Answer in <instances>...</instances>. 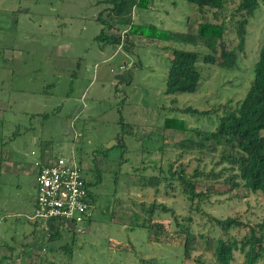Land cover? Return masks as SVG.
<instances>
[{
    "label": "rangeland",
    "instance_id": "rangeland-1",
    "mask_svg": "<svg viewBox=\"0 0 264 264\" xmlns=\"http://www.w3.org/2000/svg\"><path fill=\"white\" fill-rule=\"evenodd\" d=\"M96 1L0 0V262L212 264L216 238L240 239L246 231H222L214 218L264 221V192L228 189L222 181L228 171L215 164L219 146L182 153L180 141L193 135L191 129H212L222 109L245 94L264 43V2L247 19L234 68L198 61L196 91L169 95L164 81L171 50L202 55L206 48L134 34L117 46H102L94 38L100 28L94 17L103 7ZM237 2L226 0V11L215 18L186 0H150L131 18L191 34L199 22L223 21L222 40L232 47L238 16L230 13ZM184 107L198 112L184 113ZM165 117L182 119L186 130L164 128ZM45 155L73 156L87 180L98 181L88 184L90 216L76 227L28 219L35 195L32 162L46 161ZM180 167L187 174L199 171L195 192L204 195L189 201L176 178L162 179L167 168ZM148 177L160 182L148 184ZM151 204L156 228L137 225L147 224L143 210ZM183 227L192 237L187 257ZM242 259L233 251L230 264ZM255 264H264V255Z\"/></svg>",
    "mask_w": 264,
    "mask_h": 264
},
{
    "label": "trees",
    "instance_id": "trees-1",
    "mask_svg": "<svg viewBox=\"0 0 264 264\" xmlns=\"http://www.w3.org/2000/svg\"><path fill=\"white\" fill-rule=\"evenodd\" d=\"M197 11L204 13L209 11L213 17H217L222 11H226V0H186ZM264 0H238L233 12L238 17L234 21V34L236 43L232 47L223 42L225 24L223 21L199 22L195 33H179L166 29H160L152 24H134L131 13L134 8H142L149 5L150 0H98L103 7L94 17L100 25L97 35L94 37L102 46H117L120 44L119 34L109 33L112 29H125L124 36L138 35L159 40L172 39L178 42L192 45L201 44L206 48L202 55L196 51L172 49L169 57L166 77L164 81V93L174 95L181 92L196 91L200 81V69L198 61L206 65H216L220 68L232 69L236 66L238 55L243 52L245 45V26L247 19ZM124 37V39H125ZM184 113L194 114L198 111L190 107L182 109ZM201 111L200 114H206ZM163 127L176 130H186L184 121L175 117H165ZM264 43L258 49L256 61L252 65V77L243 97L231 108H223L217 116L212 129H191L193 135L180 141L181 149L185 151H215L219 146L218 158L215 164H222L221 171L228 173L222 179L228 185V189L243 187L251 192H264ZM180 153V155H182ZM79 167L82 169L80 164ZM224 166V167H223ZM83 171V170H82ZM167 173L169 176H167ZM201 174L193 169L187 174L181 167L178 170L166 169V175L162 179L176 178L185 197L192 201L196 197L204 195L195 192V182ZM98 180V178H97ZM148 184L156 186L160 180L156 177L145 179ZM98 181H88L87 186ZM205 192V191H204ZM154 204L144 209L149 213L147 224L138 223L139 226L154 227L150 222V215L154 210ZM161 209L165 210L163 206ZM214 222L220 230L227 231L235 227L246 228L240 239L216 238L212 247V264H230L233 251L242 255L243 264H255L264 255V221L254 225L245 224L241 220L227 216L215 219ZM55 229V228H52ZM185 233L183 242V254L188 255L192 242L191 234L187 227L182 229ZM56 231V232H55ZM156 234V233H155ZM57 230L50 235V239L56 238ZM0 264H3L0 262ZM8 264V263H6ZM44 264H57L48 261ZM198 264H211L198 261Z\"/></svg>",
    "mask_w": 264,
    "mask_h": 264
},
{
    "label": "built area",
    "instance_id": "built-area-1",
    "mask_svg": "<svg viewBox=\"0 0 264 264\" xmlns=\"http://www.w3.org/2000/svg\"><path fill=\"white\" fill-rule=\"evenodd\" d=\"M124 30L119 33L124 37ZM33 154V152H31ZM49 156L34 160V198L31 221L53 219L73 228L90 216V192L87 178L73 156ZM77 229V228H76Z\"/></svg>",
    "mask_w": 264,
    "mask_h": 264
},
{
    "label": "crops",
    "instance_id": "crops-1",
    "mask_svg": "<svg viewBox=\"0 0 264 264\" xmlns=\"http://www.w3.org/2000/svg\"><path fill=\"white\" fill-rule=\"evenodd\" d=\"M74 158V157H73ZM75 159V158H74ZM75 161H76V159H75ZM77 162V161H76ZM78 163V162H77ZM33 189H34V184H33Z\"/></svg>",
    "mask_w": 264,
    "mask_h": 264
}]
</instances>
